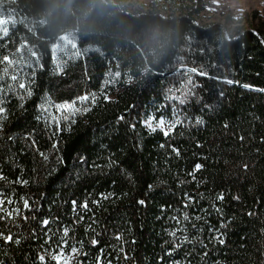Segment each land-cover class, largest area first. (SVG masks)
Returning a JSON list of instances; mask_svg holds the SVG:
<instances>
[{"label":"trees","instance_id":"1","mask_svg":"<svg viewBox=\"0 0 264 264\" xmlns=\"http://www.w3.org/2000/svg\"><path fill=\"white\" fill-rule=\"evenodd\" d=\"M128 1L0 0V231L19 240L0 239V264H41L64 228L73 264H264V17L201 25L203 0ZM73 101L89 110L44 113ZM150 114L181 123L165 136Z\"/></svg>","mask_w":264,"mask_h":264},{"label":"snow or ice","instance_id":"2","mask_svg":"<svg viewBox=\"0 0 264 264\" xmlns=\"http://www.w3.org/2000/svg\"><path fill=\"white\" fill-rule=\"evenodd\" d=\"M0 63H3L5 65H7L6 67L0 69V71H2L3 75H0V80H2L4 78V76H8L9 73V66H12L14 61L12 60V58L5 56L2 58V60H0ZM10 80L12 81H17L18 80V76L17 75H11L9 77ZM227 83L231 84L232 81L229 80L227 81ZM19 88L21 89H27V86L24 83H19L18 85ZM244 87H251L249 85H244ZM259 91H264V89H257ZM31 91L27 90V95H31ZM89 96H83L79 98V101L81 103L87 102L89 100ZM92 102L95 103V99H92ZM3 102L0 101V104H2ZM180 103H184V100H181ZM43 107V106H41ZM57 111L59 113H62V117L61 116H57V117H52L53 120L56 121L57 124H59L60 119L62 118L63 120H69L70 117H74L75 115L79 114L81 111H88L89 109L84 108L81 109L80 107H77V102L73 101L71 103H63V104H59L55 106ZM45 111H47V109H44ZM5 112V109L3 107H0V116H2V114ZM120 119H124V117H120ZM74 122V121H73ZM145 127H147L149 130H151L152 132H155L157 130H160L163 132V134L165 136H168L170 134V132L176 127V124L181 123V121L177 120L175 122H168L163 118H160L159 120H156L155 117H152L148 120H145L144 122ZM196 123L200 124L203 123L202 120L197 119ZM41 155L43 156L44 154L41 153ZM46 159V157H45ZM202 168V165L197 164L195 165V171H199ZM194 175V173H193ZM4 179L3 176H0V180ZM24 183H27L26 181H24ZM105 199H107V197H104ZM218 200H223L224 196L223 194L218 195L217 197ZM238 199V198H237ZM7 203V204H12L13 201L12 200H4L2 198H0V212H4L6 214V216H0V220H3L5 218H13V212L12 211H8L7 209H5L3 207V205ZM73 206L76 205V201H72ZM98 203V202H97ZM139 203L141 205H143L145 203V201L140 200ZM23 206L24 208H29V202L28 200H23ZM81 207L83 209H88L89 205L87 202L83 203L81 205ZM15 213L17 215H19L20 213V209H15ZM249 215H252V213H249ZM185 219H187V217H185ZM197 219H199V217H197ZM43 225L47 226L49 224L48 220H44ZM172 236H175L176 233L173 232L171 233ZM69 236V229L68 228H64L62 231V236L60 237V242L55 246L54 249H50L48 250V256L46 257L45 255H40L38 257L39 261L41 262V264H49V262H51V264H73V256H79L81 255L80 251L78 248L76 247H68V238ZM119 239V237H117ZM0 239H3L6 243H19V240H14L13 236L11 233L5 235L4 232L0 231ZM215 239L218 241L219 244H224L225 241L223 239V233H219ZM92 245H96L98 243V241L96 240H92L91 241ZM175 247H179V245H175ZM67 249V251H66ZM86 255V254H84ZM76 264H82L81 261H77ZM97 264H101L100 259H97Z\"/></svg>","mask_w":264,"mask_h":264},{"label":"rangeland","instance_id":"3","mask_svg":"<svg viewBox=\"0 0 264 264\" xmlns=\"http://www.w3.org/2000/svg\"><path fill=\"white\" fill-rule=\"evenodd\" d=\"M250 1V2H249ZM247 4H244V0H203L201 5L203 7V11L198 15L195 16V20L197 23L201 25H208L213 23L221 22L224 18V15L231 11L233 13L235 12H253L258 9L252 8V3L258 5V0H249ZM151 3V1L148 0H130L125 3V5H129L131 9H141L146 10L148 8V5ZM174 7L172 5H167L165 8L158 7V11L162 15H167L172 12ZM264 11V5H262L261 9H259V13L264 17V14H262L260 11ZM9 24H12V20L9 19L7 16H2L0 18V35H4L6 33V30L9 26ZM75 53V44L72 41L71 35H64L59 39V42L57 45L53 47V56L55 58L56 63L60 66L63 64V62L68 59L71 55ZM56 106V105H55ZM55 106H51L47 104L44 109H47V111L44 110V113L46 116L50 118V116H53L54 114H58ZM152 117H155L156 120H159L160 118L165 119L168 122H174L171 119L160 117L157 118L155 115H148V120ZM76 256H73V261Z\"/></svg>","mask_w":264,"mask_h":264},{"label":"crops","instance_id":"4","mask_svg":"<svg viewBox=\"0 0 264 264\" xmlns=\"http://www.w3.org/2000/svg\"><path fill=\"white\" fill-rule=\"evenodd\" d=\"M249 0H244V4L246 3L247 4V2H248ZM250 2V1H249ZM252 3V8L254 9H261V7H262V5H264V0H258V5H256V4H254L253 2H251ZM262 14H264V11L262 10V11H260Z\"/></svg>","mask_w":264,"mask_h":264}]
</instances>
